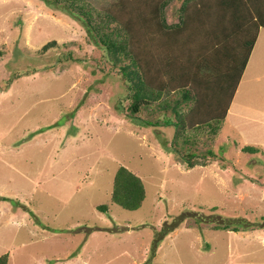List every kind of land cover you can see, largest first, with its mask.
<instances>
[{
	"label": "rangeland",
	"instance_id": "374dc122",
	"mask_svg": "<svg viewBox=\"0 0 264 264\" xmlns=\"http://www.w3.org/2000/svg\"><path fill=\"white\" fill-rule=\"evenodd\" d=\"M178 5L165 6L168 23ZM130 103L119 64L72 16L43 0H0L7 264H264V28L218 131L192 132L183 143L167 122L171 108L141 106L134 121ZM121 164L144 183L133 210L110 199ZM225 217L252 224L215 228Z\"/></svg>",
	"mask_w": 264,
	"mask_h": 264
},
{
	"label": "trees",
	"instance_id": "16d2710c",
	"mask_svg": "<svg viewBox=\"0 0 264 264\" xmlns=\"http://www.w3.org/2000/svg\"><path fill=\"white\" fill-rule=\"evenodd\" d=\"M43 1L77 20L106 58L119 64L129 87V117L135 121L133 113L141 106L171 108L174 120L167 122L175 126L183 143L193 141L192 132L219 130L259 28H264V0H111L98 8L88 0ZM172 1L179 3L177 19L168 23L165 6ZM56 44L48 40L41 51ZM242 149L258 151L259 146ZM194 154L184 152L183 156L187 159ZM144 197L142 178L119 165L112 180V202L133 210ZM97 206L101 211L108 208L102 203ZM220 221L215 228L234 231L252 224L244 217ZM176 225L173 219L164 233ZM7 260L8 253H1L0 264Z\"/></svg>",
	"mask_w": 264,
	"mask_h": 264
},
{
	"label": "crops",
	"instance_id": "0c3cea01",
	"mask_svg": "<svg viewBox=\"0 0 264 264\" xmlns=\"http://www.w3.org/2000/svg\"><path fill=\"white\" fill-rule=\"evenodd\" d=\"M261 28H263V27H260V28H259L258 34L260 33ZM257 36H258V35H257Z\"/></svg>",
	"mask_w": 264,
	"mask_h": 264
}]
</instances>
